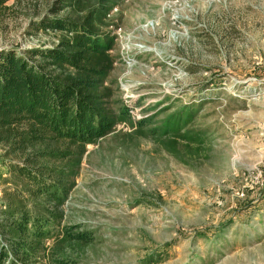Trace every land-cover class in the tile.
Returning <instances> with one entry per match:
<instances>
[{"label": "rangeland", "instance_id": "obj_1", "mask_svg": "<svg viewBox=\"0 0 264 264\" xmlns=\"http://www.w3.org/2000/svg\"><path fill=\"white\" fill-rule=\"evenodd\" d=\"M56 1L8 0L0 52L56 46ZM98 27L115 38L117 123L86 146L36 264H264V0H117ZM184 104H199L185 137L137 127ZM7 158L0 144V212L24 189Z\"/></svg>", "mask_w": 264, "mask_h": 264}, {"label": "trees", "instance_id": "obj_2", "mask_svg": "<svg viewBox=\"0 0 264 264\" xmlns=\"http://www.w3.org/2000/svg\"><path fill=\"white\" fill-rule=\"evenodd\" d=\"M7 1L0 0V9ZM116 1L57 0L53 16L42 23L43 28L66 32L56 46L30 50L28 55L0 52V144L17 157L2 165L24 185L22 192L13 189L0 212V264L38 263L37 254L51 236L56 209L74 186L86 146L116 126L111 92L102 90L114 68L110 51L115 38L98 27ZM76 8L81 14L71 15ZM61 12L66 14L59 16ZM198 106L184 104L172 113L162 108L168 114L160 124L156 116H148L137 127L155 135L185 137ZM119 112V117L125 114ZM189 139L200 143L203 132ZM38 201L44 205L30 209ZM65 239L88 241V235L67 232Z\"/></svg>", "mask_w": 264, "mask_h": 264}]
</instances>
